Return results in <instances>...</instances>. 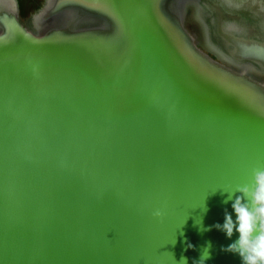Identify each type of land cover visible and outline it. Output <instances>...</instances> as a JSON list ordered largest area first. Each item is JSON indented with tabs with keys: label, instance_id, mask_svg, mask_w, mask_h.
I'll use <instances>...</instances> for the list:
<instances>
[{
	"label": "water",
	"instance_id": "1",
	"mask_svg": "<svg viewBox=\"0 0 264 264\" xmlns=\"http://www.w3.org/2000/svg\"><path fill=\"white\" fill-rule=\"evenodd\" d=\"M255 17L231 0H44L33 30L0 0V264H195L205 248L204 264H242L215 225L235 220L224 191L264 167Z\"/></svg>",
	"mask_w": 264,
	"mask_h": 264
},
{
	"label": "clouds",
	"instance_id": "2",
	"mask_svg": "<svg viewBox=\"0 0 264 264\" xmlns=\"http://www.w3.org/2000/svg\"><path fill=\"white\" fill-rule=\"evenodd\" d=\"M224 192L228 193V196L223 202L227 204L232 201L235 220L232 214L225 211L224 223H218L215 227L223 231L228 238H231L234 232L239 234L238 239L229 244L225 251L238 254L242 264H264V167L254 168L249 182L237 186L232 192ZM153 215L162 218L164 213L157 209ZM208 258L210 253L208 248H205L200 260L195 264H201V261L204 264ZM181 260L187 264L185 258Z\"/></svg>",
	"mask_w": 264,
	"mask_h": 264
},
{
	"label": "rangeland",
	"instance_id": "3",
	"mask_svg": "<svg viewBox=\"0 0 264 264\" xmlns=\"http://www.w3.org/2000/svg\"><path fill=\"white\" fill-rule=\"evenodd\" d=\"M24 1L25 0H17L18 7H19V10L21 9V12H23V8H24L23 7V5H24L23 3H24ZM35 1H38V0H35ZM234 4L238 5L236 3H234ZM41 6L42 5L38 6V9L36 10V12L41 8ZM186 16H187L186 17V26L188 27V29L192 33H194L196 35L197 41L200 44H202V45L205 44V45L208 46L207 37H205L207 35L206 26H205V23L202 20L200 11L198 9L195 10V8L191 7V8L188 9ZM25 23H28L30 28H32L33 30H36V28L33 26V23H32V17L30 19L26 18L25 19ZM253 75H255L256 78H259V76L260 77L263 76V75L261 76V74H257V73H254ZM261 81H264V79L261 80Z\"/></svg>",
	"mask_w": 264,
	"mask_h": 264
},
{
	"label": "flooded vegetation",
	"instance_id": "4",
	"mask_svg": "<svg viewBox=\"0 0 264 264\" xmlns=\"http://www.w3.org/2000/svg\"><path fill=\"white\" fill-rule=\"evenodd\" d=\"M231 2L238 4L237 6L240 9H242V12H245V13L251 14L253 16H256L255 18L257 19V21L261 20V21L264 22V0H231ZM257 3H258V5H257ZM23 23L26 24L27 26H29L28 23H25V22H23ZM261 76L262 77L259 76V78H257V79L263 80L264 79V74H261ZM254 77H255V75H254Z\"/></svg>",
	"mask_w": 264,
	"mask_h": 264
},
{
	"label": "crops",
	"instance_id": "5",
	"mask_svg": "<svg viewBox=\"0 0 264 264\" xmlns=\"http://www.w3.org/2000/svg\"><path fill=\"white\" fill-rule=\"evenodd\" d=\"M44 0H25L23 5V12H21V9L19 10V18L21 21L25 22L26 18H31L32 15L36 12L38 9V6L42 5ZM25 17V18H24Z\"/></svg>",
	"mask_w": 264,
	"mask_h": 264
},
{
	"label": "bare ground",
	"instance_id": "6",
	"mask_svg": "<svg viewBox=\"0 0 264 264\" xmlns=\"http://www.w3.org/2000/svg\"><path fill=\"white\" fill-rule=\"evenodd\" d=\"M256 4V3H255ZM257 5H258V3H257ZM260 5V4H259ZM261 6V5H260ZM259 7V6H258Z\"/></svg>",
	"mask_w": 264,
	"mask_h": 264
}]
</instances>
